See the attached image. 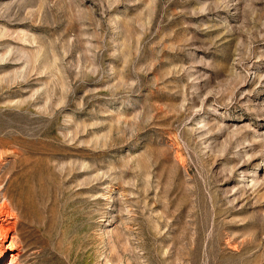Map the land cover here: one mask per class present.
Returning <instances> with one entry per match:
<instances>
[{"label": "rangeland", "instance_id": "374dc122", "mask_svg": "<svg viewBox=\"0 0 264 264\" xmlns=\"http://www.w3.org/2000/svg\"><path fill=\"white\" fill-rule=\"evenodd\" d=\"M5 200L0 264H264V0H0Z\"/></svg>", "mask_w": 264, "mask_h": 264}, {"label": "bare ground", "instance_id": "6f19581e", "mask_svg": "<svg viewBox=\"0 0 264 264\" xmlns=\"http://www.w3.org/2000/svg\"><path fill=\"white\" fill-rule=\"evenodd\" d=\"M16 213L11 211V208L9 206L8 200H5L3 202H0V236L7 237L11 232L16 231V224L13 223L10 218H13ZM14 239L12 238L10 245V249H13L15 246V243L13 242Z\"/></svg>", "mask_w": 264, "mask_h": 264}]
</instances>
